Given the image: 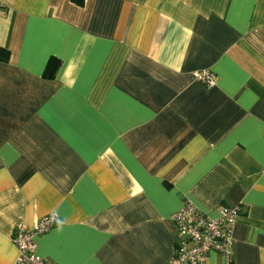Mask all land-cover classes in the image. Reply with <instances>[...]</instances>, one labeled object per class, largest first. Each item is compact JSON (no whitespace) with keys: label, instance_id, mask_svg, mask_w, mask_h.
Here are the masks:
<instances>
[{"label":"crops","instance_id":"obj_1","mask_svg":"<svg viewBox=\"0 0 264 264\" xmlns=\"http://www.w3.org/2000/svg\"><path fill=\"white\" fill-rule=\"evenodd\" d=\"M0 50V264L49 215L51 264H166L186 203L264 264V0H3Z\"/></svg>","mask_w":264,"mask_h":264},{"label":"built area","instance_id":"obj_2","mask_svg":"<svg viewBox=\"0 0 264 264\" xmlns=\"http://www.w3.org/2000/svg\"><path fill=\"white\" fill-rule=\"evenodd\" d=\"M3 0H0V9ZM193 78L210 88L217 77L209 71L192 74ZM240 214L239 206L220 205L216 217H211L192 203H186L170 219L176 231L172 258L166 264H206L209 254L220 256L225 264L233 262V229ZM59 223L55 215L41 218L31 228L15 225L12 241L17 257L14 264H51L36 254L35 237L44 234Z\"/></svg>","mask_w":264,"mask_h":264},{"label":"trees","instance_id":"obj_3","mask_svg":"<svg viewBox=\"0 0 264 264\" xmlns=\"http://www.w3.org/2000/svg\"><path fill=\"white\" fill-rule=\"evenodd\" d=\"M73 4L81 7L84 3V0H71ZM8 59V53L4 50H0V60L6 62ZM59 61L54 58H50L46 64L45 70L43 72V78L52 79L56 75V72L59 68Z\"/></svg>","mask_w":264,"mask_h":264}]
</instances>
